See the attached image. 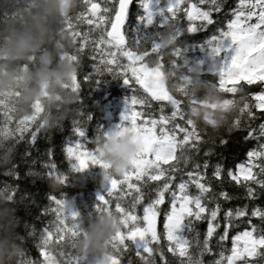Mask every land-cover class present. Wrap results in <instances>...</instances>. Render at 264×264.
<instances>
[{
  "label": "snow or ice",
  "instance_id": "1",
  "mask_svg": "<svg viewBox=\"0 0 264 264\" xmlns=\"http://www.w3.org/2000/svg\"><path fill=\"white\" fill-rule=\"evenodd\" d=\"M65 23L75 29L76 49L93 62L95 73L119 76L128 86L130 95L116 127L133 132L139 145L131 167L120 176L110 174L86 146L91 143L85 136L86 120L73 122L76 139L64 149L72 170L90 165L105 169L108 187L97 196L95 211L115 212L121 230L101 264H123L121 257L130 246L138 264H205V255L215 257L208 264H264V208L253 206L249 214L247 203L230 206L239 197L225 185L227 180L242 188L246 200L264 194V0H236L234 6L227 0H83L74 20L66 18ZM165 28L171 29L177 45L173 59L188 71L195 65L234 109L225 131L212 140L187 118L184 101L157 84L155 64L164 63L157 49ZM198 33L205 37L195 39ZM193 40L199 41L195 47ZM148 57L154 58L153 67L146 64ZM236 130L246 132L243 140H256L257 147L246 152L244 163L226 169L219 160L212 162L213 151L204 146L218 142L223 149L228 144L223 133ZM37 134L30 132V140ZM42 156L46 159L36 174L58 177L63 187L67 178L59 175L52 152ZM5 175L19 173L13 169ZM5 190L33 203L16 184L5 183L0 191ZM47 199L41 215L54 214V219L39 235L24 223L42 259L24 256L23 264H84V257L65 251L76 235L78 212L62 192ZM241 218L248 227L231 235L230 249L216 252L213 241L222 246ZM200 223H206L203 232ZM128 264L134 262L129 259Z\"/></svg>",
  "mask_w": 264,
  "mask_h": 264
},
{
  "label": "trees",
  "instance_id": "2",
  "mask_svg": "<svg viewBox=\"0 0 264 264\" xmlns=\"http://www.w3.org/2000/svg\"><path fill=\"white\" fill-rule=\"evenodd\" d=\"M82 2L83 0H76V7L60 22L61 26L74 37V40L71 48L59 47L56 57L57 61L63 60L65 56L79 59L78 73L73 76L72 87L68 89L74 92L77 97V102L71 106L72 115L62 116L61 110H49L47 105L39 100L35 101L25 112H21L19 105L0 97V151L11 150L14 160V166L11 170L16 169L19 173L18 177H9L5 175L4 170H0V187H3L5 183L16 184L33 201L32 204H28L27 201H21L19 195L14 198L17 204L22 207L18 213L21 217V227L18 229V232L20 236H25V240L23 241L25 256L33 260H40L42 257L39 256L33 238L27 237L24 223L27 222L33 226L36 229V234L39 235L43 225L49 220L54 219V214L48 216L41 215L42 209L49 205L48 195L59 197L62 192L72 210L78 212V218H94L96 215L97 196L104 192L108 186L107 182L104 181L105 169L99 166L90 165L83 171L70 169V163L65 158L64 149L76 139L73 131V122L78 121L83 123L85 120L87 121L84 131L87 140L91 141V143H88L86 146L90 149L92 148L96 158L103 163L104 161L98 158L99 141L106 139L118 129L126 130L125 127L117 128L116 126L121 123V114L125 108V100L130 95L128 86L119 76H114L107 72L97 75L94 71L93 62L88 57L82 56L76 49L75 29L70 28L65 23L66 18L74 20L77 13L81 10ZM235 2L236 0H227V3L232 6H234ZM0 5H2V0H0ZM30 6L31 0H10L7 6H0V27L7 24H15L18 21V15L21 10ZM80 27L83 28L85 26L81 25ZM204 37L205 33H198L195 39L202 40ZM191 43L195 47L199 41L193 40ZM176 47L175 38L171 35V29H163L159 36L157 53L164 63L161 66L157 60L155 67L162 70L169 93L184 101L188 119L193 122L191 113L193 110H199L200 117L197 118L196 123H193L202 133L206 132L208 138L212 140L218 134L213 132L211 126L220 118L221 112L232 107V105L231 103H225L224 93L218 90L211 82H206L205 77L202 76L200 70L195 65L191 67V71H188L182 63L173 59ZM153 59V57L146 59L145 62L149 67H153ZM38 63V57H32L27 63L18 65L17 71L26 69L35 70L38 67ZM253 88L257 90L256 86H253ZM217 94L219 95L218 99ZM232 114L233 112L228 116L227 122ZM45 115L54 117L51 127L45 125ZM256 123L258 125L259 120ZM33 130L38 131V134L30 140L29 133ZM223 131L225 129H221L220 133ZM223 134L228 139L226 147L221 149L217 142V144L205 145L204 148L212 149L213 163L219 160L226 169H234L236 164L245 162L246 152L257 147V141L243 140L246 132L239 130L233 131L231 134ZM49 151L52 152L53 160L61 171L59 175L66 176L67 178L65 185L62 187L60 183L55 190L50 188L49 184L52 179L60 180L58 177L41 179L36 174L42 170V159H46L42 154ZM25 153H29L30 158H25ZM202 153L203 149L200 155ZM216 153H222V156L216 155ZM32 160H35L36 163L33 164ZM26 171L32 172L33 175L26 177ZM107 171L110 172L108 168ZM110 174L112 173L110 172ZM225 185L228 191L233 192L239 197V199L231 201L230 206H243L247 203L249 214L253 206L264 208V194H261L254 201L246 200L244 199L242 188L228 183L227 180H225ZM251 219L253 223L260 224L258 219ZM247 227L248 223L245 218L236 221L234 227L229 232V238L223 242L222 246H216V241H213L214 250L218 252L222 249H230L231 235L242 232ZM157 228L158 231L162 232V222L158 221ZM199 228L203 232L206 228V223H200ZM65 251H70L74 256H77L71 247V241L70 247L66 248ZM84 258V264H88L91 258ZM121 259L123 264H128L129 259L134 264H138L135 249L131 246L125 251ZM203 259L205 264H208V261L215 259V257L205 255Z\"/></svg>",
  "mask_w": 264,
  "mask_h": 264
},
{
  "label": "clouds",
  "instance_id": "3",
  "mask_svg": "<svg viewBox=\"0 0 264 264\" xmlns=\"http://www.w3.org/2000/svg\"><path fill=\"white\" fill-rule=\"evenodd\" d=\"M9 3L10 0H2L0 6ZM75 7L76 0H31V6L21 10L15 24L0 27V97L19 105L21 112L39 100L49 110H61L62 116L72 115L71 106L77 102V97L68 89L72 87L73 76L78 73L79 59L65 56L57 61L56 57L59 47L71 48L73 45L74 37L60 22ZM32 57H38L35 70L17 71L18 65L27 63ZM233 111L230 107L221 112L220 118L211 126L215 134L225 129ZM199 117V110H193L194 123ZM53 122V116L45 115L46 126L51 127ZM138 150L133 132L116 131L99 141L98 158L112 174L120 176L131 167ZM13 166L11 150L0 151V170L6 173ZM32 175L30 171L25 172L26 177ZM60 183V180L52 179L49 187L55 190ZM21 209L7 190L0 191V264H23L25 249L18 232ZM77 223L71 247L78 257L91 258L88 264H101L110 250L109 242L121 230L117 214L100 212L94 218H78Z\"/></svg>",
  "mask_w": 264,
  "mask_h": 264
},
{
  "label": "water",
  "instance_id": "4",
  "mask_svg": "<svg viewBox=\"0 0 264 264\" xmlns=\"http://www.w3.org/2000/svg\"><path fill=\"white\" fill-rule=\"evenodd\" d=\"M155 71H156V77H157L158 86L160 88L166 89L168 91L167 86H166V79H165V76H164L162 70H160L159 68L155 67Z\"/></svg>",
  "mask_w": 264,
  "mask_h": 264
},
{
  "label": "rangeland",
  "instance_id": "5",
  "mask_svg": "<svg viewBox=\"0 0 264 264\" xmlns=\"http://www.w3.org/2000/svg\"><path fill=\"white\" fill-rule=\"evenodd\" d=\"M116 131H124L123 129H118V130H116ZM126 131V130H125ZM108 187V186H107Z\"/></svg>",
  "mask_w": 264,
  "mask_h": 264
}]
</instances>
